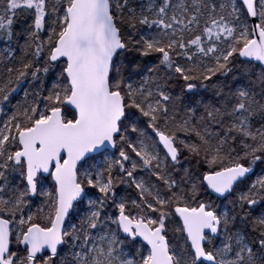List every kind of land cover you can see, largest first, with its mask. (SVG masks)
I'll return each mask as SVG.
<instances>
[{"label": "snow or ice", "instance_id": "6c2138e0", "mask_svg": "<svg viewBox=\"0 0 264 264\" xmlns=\"http://www.w3.org/2000/svg\"><path fill=\"white\" fill-rule=\"evenodd\" d=\"M0 264H264V0H0Z\"/></svg>", "mask_w": 264, "mask_h": 264}, {"label": "trees", "instance_id": "16d2710c", "mask_svg": "<svg viewBox=\"0 0 264 264\" xmlns=\"http://www.w3.org/2000/svg\"><path fill=\"white\" fill-rule=\"evenodd\" d=\"M20 95L22 96V95H23V93H20Z\"/></svg>", "mask_w": 264, "mask_h": 264}]
</instances>
